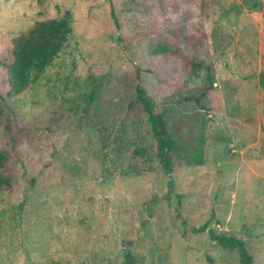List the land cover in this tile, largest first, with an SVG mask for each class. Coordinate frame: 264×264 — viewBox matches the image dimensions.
Listing matches in <instances>:
<instances>
[{
  "label": "rangeland",
  "instance_id": "1",
  "mask_svg": "<svg viewBox=\"0 0 264 264\" xmlns=\"http://www.w3.org/2000/svg\"><path fill=\"white\" fill-rule=\"evenodd\" d=\"M67 13L71 35L33 89L9 96L0 67L13 177L0 192V264H125L128 251L138 264H241L192 232L206 224L264 264V0H0V61ZM166 39L204 64L184 89L148 73ZM210 73L211 97L187 101ZM139 87L200 165L174 157L165 174Z\"/></svg>",
  "mask_w": 264,
  "mask_h": 264
},
{
  "label": "trees",
  "instance_id": "2",
  "mask_svg": "<svg viewBox=\"0 0 264 264\" xmlns=\"http://www.w3.org/2000/svg\"><path fill=\"white\" fill-rule=\"evenodd\" d=\"M198 23V28L204 35L202 22ZM71 31V17L67 13L60 19L39 22L27 33L21 34L13 40L10 56L0 61V67L4 68L7 75L6 83L9 88V96L22 95L40 82L45 72L54 65L57 57L63 51ZM182 33H184L183 29L173 32L175 36ZM191 40L194 41L195 38L192 37ZM150 59L152 61L148 73L154 75L161 85L169 86L175 82L182 83V89L185 88L186 79L198 76L204 69L203 63L184 53L178 45L169 40L152 45ZM208 81L209 86L200 97H190L187 98V101L200 103L201 98L209 97L211 91L216 87V82L211 73L208 76ZM136 101L142 104L144 112L148 115L153 137L159 146V161L167 176L171 177L174 172V157L196 162L197 165L202 163V156L197 150L190 145L182 147L177 145L173 134L168 129L165 115L155 112L154 101L144 88L139 87L137 89ZM9 163L10 154L6 150L1 151L0 192L10 190L13 187V177L6 172ZM168 185L171 192L174 188L173 180H170ZM192 232L195 234L208 233L210 239L216 242L219 247L237 249L241 264H254V258L243 239L227 233L218 234L209 229L208 224L200 228H193ZM211 260L212 258H209L210 262ZM125 264H138L136 257L130 251L126 253Z\"/></svg>",
  "mask_w": 264,
  "mask_h": 264
}]
</instances>
